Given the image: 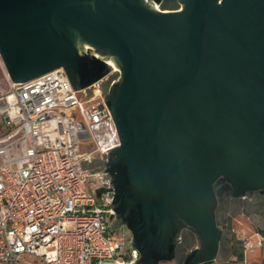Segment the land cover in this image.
I'll list each match as a JSON object with an SVG mask.
<instances>
[{
    "label": "water",
    "instance_id": "obj_1",
    "mask_svg": "<svg viewBox=\"0 0 264 264\" xmlns=\"http://www.w3.org/2000/svg\"><path fill=\"white\" fill-rule=\"evenodd\" d=\"M180 1L0 0L14 82L63 67L80 89L109 72L105 60L120 69L105 94L120 144L104 162L141 252L133 264L172 258L183 228L196 235L194 264L229 263L241 245L233 215L218 219L215 182L249 195L247 213L264 188V0ZM251 216L264 255V214Z\"/></svg>",
    "mask_w": 264,
    "mask_h": 264
},
{
    "label": "built area",
    "instance_id": "obj_2",
    "mask_svg": "<svg viewBox=\"0 0 264 264\" xmlns=\"http://www.w3.org/2000/svg\"><path fill=\"white\" fill-rule=\"evenodd\" d=\"M110 77L75 89L59 67L14 82L0 52V264H28L25 254L43 264L138 262L140 250L110 218L104 160L120 144L105 99ZM232 234L241 245L232 261L263 249L262 237L235 226Z\"/></svg>",
    "mask_w": 264,
    "mask_h": 264
},
{
    "label": "flooded vegetation",
    "instance_id": "obj_3",
    "mask_svg": "<svg viewBox=\"0 0 264 264\" xmlns=\"http://www.w3.org/2000/svg\"><path fill=\"white\" fill-rule=\"evenodd\" d=\"M161 6V8L158 7ZM154 6L161 11H179L183 9V4L180 0H160ZM106 63L111 65V69L107 74H111L110 79L106 83L105 92L110 91L111 86L118 80L120 76V69L113 67L111 61L105 60ZM106 74V75H107ZM215 189L219 197L217 216L222 224L228 222V216L230 215L227 210H225L224 205H240L241 199L237 196H230L229 193L232 190V184L224 178H219L215 182ZM227 194V195H226ZM256 198L264 203V188L256 189L254 191ZM230 197V198H229ZM229 198V199H228ZM116 200L113 202V207L115 209L114 214L110 215L113 226H126L132 232V242H133V231L130 229L129 225L125 221L123 214L116 208ZM116 205V206H115ZM197 246L196 235L193 231L187 228H183L181 231V236L176 244L174 256L168 260H163L161 262L167 264H194L192 262L193 254L192 250Z\"/></svg>",
    "mask_w": 264,
    "mask_h": 264
},
{
    "label": "crops",
    "instance_id": "obj_4",
    "mask_svg": "<svg viewBox=\"0 0 264 264\" xmlns=\"http://www.w3.org/2000/svg\"><path fill=\"white\" fill-rule=\"evenodd\" d=\"M247 197H249V195L240 197V199H241L240 205H224V207H225V210H227L226 212L233 215V226H235L239 230H244L246 235L252 236L254 238V237H258V235L256 233V228L254 227V225L251 221V219H253L251 214L254 213L255 217L257 219H260L262 222L263 221V214H264V210H263L264 207L261 208V204H264V203L261 202L259 204V212L253 211L251 213H247L244 211V207H245L244 198H247ZM259 213L261 215V218H259L257 216V214H259ZM263 259H264L263 250H258L255 253H249L247 255V261L246 262L240 258L237 261L233 260L227 264H230V263H234V264H263ZM160 264H164V262H161ZM165 264H167V263H165Z\"/></svg>",
    "mask_w": 264,
    "mask_h": 264
},
{
    "label": "rangeland",
    "instance_id": "obj_5",
    "mask_svg": "<svg viewBox=\"0 0 264 264\" xmlns=\"http://www.w3.org/2000/svg\"><path fill=\"white\" fill-rule=\"evenodd\" d=\"M153 5L156 4L152 0H149ZM114 230L118 234H125L128 238L129 243H132V232L126 227V226H113ZM258 237H254V240H257ZM21 262L28 263V264H43V263H37L33 257H31L28 254H25L21 257ZM165 264V263H164ZM234 264V263H230Z\"/></svg>",
    "mask_w": 264,
    "mask_h": 264
},
{
    "label": "bare ground",
    "instance_id": "obj_6",
    "mask_svg": "<svg viewBox=\"0 0 264 264\" xmlns=\"http://www.w3.org/2000/svg\"><path fill=\"white\" fill-rule=\"evenodd\" d=\"M117 68V67H116Z\"/></svg>",
    "mask_w": 264,
    "mask_h": 264
}]
</instances>
